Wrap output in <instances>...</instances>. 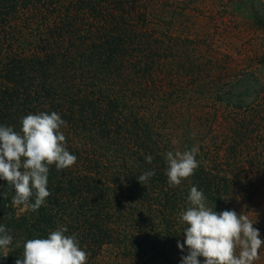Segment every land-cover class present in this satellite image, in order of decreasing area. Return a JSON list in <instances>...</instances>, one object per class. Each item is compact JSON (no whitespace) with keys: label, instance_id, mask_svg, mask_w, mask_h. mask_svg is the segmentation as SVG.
Wrapping results in <instances>:
<instances>
[{"label":"trees","instance_id":"16d2710c","mask_svg":"<svg viewBox=\"0 0 264 264\" xmlns=\"http://www.w3.org/2000/svg\"><path fill=\"white\" fill-rule=\"evenodd\" d=\"M53 111L76 163L49 167L36 212L0 180V264L59 226L86 264H181L192 186L264 240V0H0V125ZM193 146L199 167L169 187L166 153Z\"/></svg>","mask_w":264,"mask_h":264},{"label":"clouds","instance_id":"9594fccd","mask_svg":"<svg viewBox=\"0 0 264 264\" xmlns=\"http://www.w3.org/2000/svg\"><path fill=\"white\" fill-rule=\"evenodd\" d=\"M62 127H66V122L55 111L22 117L19 131L0 125V180L14 186V206L36 212L51 194L47 188L49 167L55 165L61 171L76 163L77 157L67 150ZM198 152L199 148L193 146L190 150L166 153L169 187L179 186L194 175L199 167ZM145 160L151 164L153 157L148 155ZM154 175V171H145L137 180L144 186ZM187 200L189 206L180 213L181 222L187 225L185 239L177 247L183 251L187 246L188 253L182 256L181 264H201L199 257L204 258L203 264H253L259 258L264 240L246 215L234 210L217 213L206 206L205 195L196 186L190 188ZM67 231L59 226L47 238L26 240L22 258L15 264H86L88 254L75 234L65 235ZM12 240L10 229L0 224V249L5 251V257ZM20 246L17 243L16 247Z\"/></svg>","mask_w":264,"mask_h":264}]
</instances>
